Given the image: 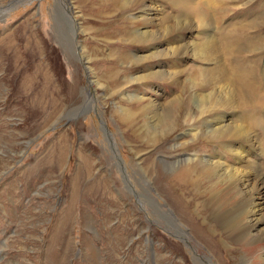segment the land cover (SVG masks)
Wrapping results in <instances>:
<instances>
[{"label":"rangeland","instance_id":"rangeland-1","mask_svg":"<svg viewBox=\"0 0 264 264\" xmlns=\"http://www.w3.org/2000/svg\"><path fill=\"white\" fill-rule=\"evenodd\" d=\"M83 1L0 0V264H259L255 259H264V239L219 243L218 237H208L209 225L217 231L210 211L203 208L198 220L190 212L192 201H201L195 191L186 189L182 197L176 183L173 191L168 189L177 170L172 172L173 163L190 154L215 156L205 142L188 146L181 120L176 130L160 137L166 126L157 117L175 96L187 103L191 96L212 91L215 86L201 89L200 81H193L195 69L221 64L236 89L238 69L230 44L220 42L222 53L211 65L162 51L144 61L157 50H170L172 39L127 47L110 43L122 34L114 29L163 33L161 19L179 14L174 5L156 0L159 14L147 21L143 18L152 16H143L144 2L111 15L95 0ZM212 12L218 41L220 31L260 17L264 0H222L213 3ZM67 17L80 25L77 47ZM258 28L264 31V24ZM197 32L180 35L192 46L202 40ZM115 45L130 60H113ZM240 56L262 64L264 47ZM260 65L254 67L259 76ZM156 70L163 71L162 78H143ZM245 114L258 115L264 125V110ZM251 128L257 142L248 158L261 187L264 126ZM222 161L235 167L240 162L229 154ZM262 190L257 195L264 196ZM188 221L199 229L191 231ZM174 222L188 233L189 242L169 228Z\"/></svg>","mask_w":264,"mask_h":264},{"label":"bare ground","instance_id":"bare-ground-1","mask_svg":"<svg viewBox=\"0 0 264 264\" xmlns=\"http://www.w3.org/2000/svg\"><path fill=\"white\" fill-rule=\"evenodd\" d=\"M78 1L81 2L80 4L84 2L83 0ZM155 1L156 0H95V4L98 3L100 6H106V9L111 10L110 14L115 15L144 2L147 4L141 10L142 12H145L143 16L152 17L140 18L149 21L151 19L154 20L153 16H155V14H157V16L159 14L158 11L160 6L157 3H154ZM168 1L170 4L174 5L179 11V14L175 17H171L170 15L165 18L162 17L163 19L161 20L163 26L161 28L162 30H159L163 33L156 31L153 32V34L147 32L137 34L119 25L114 29V34L116 32H121L122 34L116 39L117 42L110 41V43L127 47H134L140 44H144L147 47H153L156 44H159L161 40L171 38L173 46L170 50H167L166 48L157 51L155 50L156 52L145 56L144 59L141 60L146 61L151 58L153 59L155 58L154 56L161 54L160 51H162L164 53L166 52V55L169 56L175 55L183 57L185 55H191L196 57V59L209 63L210 65L213 61L220 58V54L222 53L220 42L224 41L223 44H230L231 48L229 47V51L233 52L234 62L238 69V74H236L237 79L235 80L238 81V87L236 88L233 85L236 89L229 85L228 72H226L221 64H219L217 68L215 67V69L212 67L202 70L195 69V71H192V73L195 74L193 81L199 80L200 84L197 86H200L201 89L215 86L212 88V91L205 95L197 94L194 96L195 99L191 96L188 98L189 100L187 103L183 102L182 97L175 96L167 102L165 109L161 111V113L159 112L158 116L154 114L152 118H160L161 123L158 121L159 125L164 124L162 126H166L165 130L162 132L160 131V137L176 130L179 121L181 120L183 125L186 126V130L181 137L182 139L186 138L185 141L190 142L188 146H196L199 141L213 146L215 156L213 159L210 158L208 160L203 159L196 154H186L187 156L184 155L185 157L177 163H173L171 166L172 172L175 168H177V170L174 171L175 173L173 172L174 174L171 177L172 179L169 182L168 188L173 191L172 184L176 183L179 188L178 194L182 197L186 193V189L187 191L188 189L194 190V194L196 193L195 195L200 197V202L192 201L193 206L192 210L190 209V212L193 217L198 220L200 218L199 214L201 215V213L205 211L202 210L203 208H205L208 213L210 211V215L215 219L217 231L209 225L207 227L210 233L209 235L207 234L208 237H214V239L218 237L219 239L216 240L219 243L221 241L224 244L226 239L238 243V245L247 242L257 243L264 239V196L257 195L259 194V190L264 189V182L261 183V187L258 186L256 175L258 170L256 166L252 164L253 162L248 156L255 149L257 142V139H254L253 137L251 126L254 128H262L264 125H262V119L258 115H249L248 117H245L244 115H246L245 112H249V110H264V62H262V64L261 62L250 63L249 61L244 60L240 54H242V52H247V54L255 53L264 47V31L261 30V28H258L260 25L264 24V13L261 14L260 17L254 18L249 23L245 24V27L226 29L223 32L220 31L221 34L218 35L221 36V39H219L220 41H217V39L213 37V34L219 33V27L216 26V22L213 19L212 6L214 2H221L222 0ZM228 1L233 3L242 1L243 4H247L250 0ZM221 6H224V4ZM222 15L225 14L222 12ZM66 21L67 28L73 36L72 41L75 43V47H77L78 43L75 42L76 40L74 38L77 36V33L80 34V25L77 26V23L73 21V19L70 20L68 17ZM127 24H129V22ZM110 25L113 24L109 22L107 26ZM183 30H188L189 32L199 31L197 34L202 38L201 42L190 46L181 38L180 34ZM107 38L111 39L112 37L108 36ZM117 48L118 50L112 52L111 56L113 57V60H130L129 55L125 50H121L118 46ZM246 65H251V70H246L245 67L244 69L243 66ZM259 65L262 68L260 76L254 68ZM162 72L163 71L157 72V70L151 71L143 76V78H162ZM111 77L113 78L111 81H114L115 74L111 75ZM193 81L190 80L192 87ZM183 86H185V82ZM203 116H205V118H203ZM242 116L244 117L241 119ZM260 145L263 154L264 141L263 143L261 142ZM207 153V151H203L201 155ZM226 154L240 160L236 167L230 166L228 163L224 164L222 158H224V155ZM241 162H244V166H241ZM200 188H202V192L198 193ZM182 208H184V206ZM180 212L181 211H179V213ZM186 216L187 215L184 217ZM244 219L247 221L246 223H243ZM190 223L191 222H189V224ZM168 226L175 235L184 241L189 242L190 237L188 233L183 230H178L179 225L176 222L169 223ZM190 228L191 231L199 229L192 225ZM218 230L221 231L222 235L224 234L223 236L225 238L221 236V233H217L219 232ZM202 235L205 237L201 236V238H204L203 240H208L206 233H202ZM227 248L229 249L228 246ZM255 262L264 264V259H255Z\"/></svg>","mask_w":264,"mask_h":264}]
</instances>
